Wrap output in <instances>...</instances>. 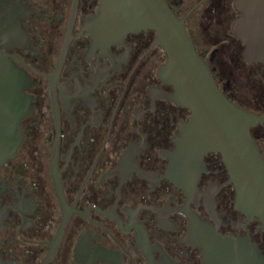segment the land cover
Instances as JSON below:
<instances>
[{
    "label": "flooded vegetation",
    "instance_id": "af4514ba",
    "mask_svg": "<svg viewBox=\"0 0 264 264\" xmlns=\"http://www.w3.org/2000/svg\"><path fill=\"white\" fill-rule=\"evenodd\" d=\"M168 1L186 25L194 10L210 13L261 96L241 104L212 73L216 82L263 114L264 57L246 61L230 34L242 16L234 0H193L187 9ZM98 3L0 0V58L26 75L29 108L16 154L0 165V264H208L213 230L248 235L264 255V229L235 208L219 153L204 156L194 187L169 177L189 110L165 97L172 87L157 74L166 55L154 30L121 42L90 34ZM257 10L264 24V4ZM250 130L264 155V120Z\"/></svg>",
    "mask_w": 264,
    "mask_h": 264
},
{
    "label": "water",
    "instance_id": "95a60500",
    "mask_svg": "<svg viewBox=\"0 0 264 264\" xmlns=\"http://www.w3.org/2000/svg\"><path fill=\"white\" fill-rule=\"evenodd\" d=\"M262 4L264 0H234L242 16L230 34L244 44L248 62L257 60L256 51L264 57V24L257 10ZM96 12L88 17L87 27L99 41L121 42L129 32L151 29L154 46L166 55L157 69L158 77L172 87L165 97L189 110L169 154V177L178 186L194 187L205 169L204 156L219 153L235 191V208L264 229V155L250 130L264 120V113L247 110L224 93L193 42L186 15H178L168 0H99ZM25 79L23 72L0 58V165L16 154L22 138L19 120L29 111ZM205 259L208 264H264L261 248L248 235L216 230Z\"/></svg>",
    "mask_w": 264,
    "mask_h": 264
},
{
    "label": "rangeland",
    "instance_id": "374dc122",
    "mask_svg": "<svg viewBox=\"0 0 264 264\" xmlns=\"http://www.w3.org/2000/svg\"><path fill=\"white\" fill-rule=\"evenodd\" d=\"M170 1L175 6L178 3L179 9L182 7L179 0ZM192 2L193 0L181 1L183 5L186 4L185 9L189 8ZM211 19L210 13H206L204 8L194 10L190 14L187 19V27L193 42L197 50L204 53V59L210 66L216 80L228 94L241 104L252 103L253 98L259 99L261 92H258L259 89L256 87L251 88L249 78L247 81L244 80L247 70H243L241 60L238 59L239 50H237V46L225 41L227 34L223 30H214L210 27ZM216 21L212 23H216ZM258 132L264 133L263 130Z\"/></svg>",
    "mask_w": 264,
    "mask_h": 264
},
{
    "label": "trees",
    "instance_id": "16d2710c",
    "mask_svg": "<svg viewBox=\"0 0 264 264\" xmlns=\"http://www.w3.org/2000/svg\"><path fill=\"white\" fill-rule=\"evenodd\" d=\"M200 54L204 57V53L200 52Z\"/></svg>",
    "mask_w": 264,
    "mask_h": 264
},
{
    "label": "bare ground",
    "instance_id": "6f19581e",
    "mask_svg": "<svg viewBox=\"0 0 264 264\" xmlns=\"http://www.w3.org/2000/svg\"><path fill=\"white\" fill-rule=\"evenodd\" d=\"M258 52H259V51H256V54H255V55H257V56H258Z\"/></svg>",
    "mask_w": 264,
    "mask_h": 264
}]
</instances>
